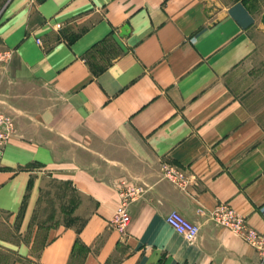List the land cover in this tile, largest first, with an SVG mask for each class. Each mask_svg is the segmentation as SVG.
Segmentation results:
<instances>
[{"label": "crops", "instance_id": "1", "mask_svg": "<svg viewBox=\"0 0 264 264\" xmlns=\"http://www.w3.org/2000/svg\"><path fill=\"white\" fill-rule=\"evenodd\" d=\"M263 17L264 0H0V109L17 128L0 219L29 221L45 173L81 198L14 264H260L212 211L264 230ZM125 184L140 191L120 229Z\"/></svg>", "mask_w": 264, "mask_h": 264}, {"label": "rangeland", "instance_id": "2", "mask_svg": "<svg viewBox=\"0 0 264 264\" xmlns=\"http://www.w3.org/2000/svg\"><path fill=\"white\" fill-rule=\"evenodd\" d=\"M80 201L71 184L45 173L39 199L29 221L25 223L22 213L11 221L0 219V264H14L25 249L36 255L51 227L73 221Z\"/></svg>", "mask_w": 264, "mask_h": 264}, {"label": "built area", "instance_id": "3", "mask_svg": "<svg viewBox=\"0 0 264 264\" xmlns=\"http://www.w3.org/2000/svg\"><path fill=\"white\" fill-rule=\"evenodd\" d=\"M60 27L59 23L55 24ZM39 43H42L38 39ZM5 55L0 54V58ZM17 133L14 117L0 109V149H3ZM167 174L173 179H183V172L170 167L167 168ZM140 191L139 187H133L125 184L120 191L122 198V208L112 220L120 229H124L129 223L131 217L127 210V205ZM264 210V208H263ZM213 219L220 225L225 226L234 232L242 235V237L251 245H253L260 259V264H264V230L258 231L248 225L246 218L239 214L230 204L221 203L212 211ZM167 223L178 233L184 235L188 239H196L200 232V227L195 222L189 220L177 210L171 211L166 216Z\"/></svg>", "mask_w": 264, "mask_h": 264}, {"label": "water", "instance_id": "4", "mask_svg": "<svg viewBox=\"0 0 264 264\" xmlns=\"http://www.w3.org/2000/svg\"><path fill=\"white\" fill-rule=\"evenodd\" d=\"M263 22H264V17H263ZM126 28V27H125ZM125 28L123 29V31H125Z\"/></svg>", "mask_w": 264, "mask_h": 264}]
</instances>
